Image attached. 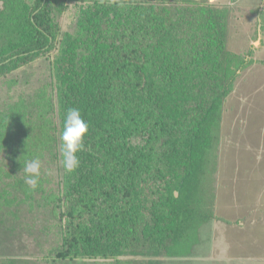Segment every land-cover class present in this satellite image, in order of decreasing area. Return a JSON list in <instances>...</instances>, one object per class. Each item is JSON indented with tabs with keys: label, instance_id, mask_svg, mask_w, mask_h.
<instances>
[{
	"label": "trees",
	"instance_id": "trees-1",
	"mask_svg": "<svg viewBox=\"0 0 264 264\" xmlns=\"http://www.w3.org/2000/svg\"><path fill=\"white\" fill-rule=\"evenodd\" d=\"M70 4L78 12L64 31ZM232 17L224 0H0L2 84L53 57L40 87L0 91L2 239L33 255L0 264H162L189 254L200 227L218 219L213 158L249 66L230 49ZM70 108L89 125L73 173L61 154ZM34 158L42 167L32 189L22 169ZM38 205L60 241L48 250L40 236L33 252L23 242Z\"/></svg>",
	"mask_w": 264,
	"mask_h": 264
},
{
	"label": "rangeland",
	"instance_id": "rangeland-1",
	"mask_svg": "<svg viewBox=\"0 0 264 264\" xmlns=\"http://www.w3.org/2000/svg\"><path fill=\"white\" fill-rule=\"evenodd\" d=\"M224 1L233 13L230 49L245 55L249 66L242 71L236 91L226 102L213 158L218 167L212 174L218 219L200 227L188 255L163 257L162 264H264V0ZM77 12L74 4L65 9L60 17L62 30L73 25ZM51 57L19 68L5 78L4 84L0 79V91L17 86L15 90L30 92L40 87L46 74L50 75ZM36 208L43 212L35 218L36 230L26 231L23 242L33 252L40 236L45 237L48 250L60 241L57 221L44 216L47 207ZM5 230L6 225L0 224V259L31 258L32 253L23 252L19 243L12 241L13 250H9V244L2 239ZM15 233L21 235L18 228Z\"/></svg>",
	"mask_w": 264,
	"mask_h": 264
},
{
	"label": "clouds",
	"instance_id": "clouds-1",
	"mask_svg": "<svg viewBox=\"0 0 264 264\" xmlns=\"http://www.w3.org/2000/svg\"><path fill=\"white\" fill-rule=\"evenodd\" d=\"M88 134L89 125L82 118L80 111L76 108L68 109L61 134V154L66 172L73 173L79 168L78 154L85 150V138ZM41 167L42 162L39 158L31 159L23 166L24 182L32 189L39 185Z\"/></svg>",
	"mask_w": 264,
	"mask_h": 264
}]
</instances>
